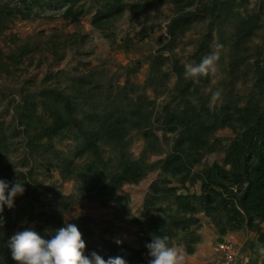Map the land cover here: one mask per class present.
<instances>
[{
    "label": "rangeland",
    "instance_id": "rangeland-1",
    "mask_svg": "<svg viewBox=\"0 0 264 264\" xmlns=\"http://www.w3.org/2000/svg\"><path fill=\"white\" fill-rule=\"evenodd\" d=\"M201 1L210 3L207 0L182 3V12L191 11L197 16L174 37L167 30L172 17L179 13L174 0H164L158 7L141 9L127 5L109 14L103 27L95 25L93 20L100 4L106 0L101 3L79 0L77 6L81 13L75 19L62 15L56 0H45L39 5L42 13L36 18L23 19L15 15L1 21L0 123L6 146L0 161V178L9 182L17 180L24 183L25 188L22 195L15 197L10 209L15 215L11 217V224L8 218L0 223L3 253L10 251L7 240L15 231L30 227L38 232L41 221L37 215L60 209L62 224L67 220L81 231L85 254L96 251L107 259L105 240L115 242L119 238L121 244L136 249L145 246L146 233L139 223L132 221L133 218H142L155 225L165 213L177 212L182 216L184 199L213 194L212 189L201 188L196 174H201L214 162L222 164L223 148L237 135L234 106L245 104L254 86L257 58L260 64H264V0H222L228 2L237 16L254 17L257 25L246 43L249 65L244 70L245 65L240 63L235 71L230 69L228 46L219 50L217 43L222 38L234 37L236 22L230 18L218 22L211 13L197 11ZM127 2L142 4L143 0ZM209 33L207 55L217 52L218 59L213 71L200 76L191 85L185 99L198 108L204 103L213 114L232 116L237 126L235 130L218 125L209 133L207 138L215 150L203 154L199 162L192 165L187 180L181 181L179 175L171 176L154 168L137 183H123L114 191L108 187L101 195L86 198L76 180L63 178L57 167L50 163L52 153L46 157L28 153L26 136L12 119L15 103L23 101L26 95L34 96L37 102V94L42 88L59 86L64 89L75 78L86 76L90 80L81 88L85 101L107 109L120 105L124 110H141L143 115L149 112L150 122L143 131L150 130L152 138L146 141L140 128L130 127L125 135L127 152L135 159L143 157L146 164L166 159L173 150L176 134L166 129L161 114L166 108L186 106L182 96L174 90L178 80L172 63L176 61L183 68L185 64H196L197 46ZM24 41L30 43V50L15 64V50ZM224 106L229 108L225 110ZM35 114L42 119L41 123L51 120L47 111L39 107ZM141 123L145 124V121ZM41 139L46 140L44 136ZM99 143L103 158L107 163H114L119 152L107 142ZM78 144L80 139L77 140L76 133H64L52 142L54 150L61 155H71ZM155 181L172 188V195L146 210L144 200L152 192L150 187ZM223 196L225 201H230L231 194L224 192ZM209 200L208 197L202 198V208L192 214L196 223L187 229H177L171 238V246L184 254V264H264V246L259 240L260 232L264 231V219L256 217L248 225L241 213H236L224 202L213 199L211 208L205 209V201ZM65 201L70 202L67 209L62 208ZM194 236H199V240L190 243ZM220 238L236 252V262H226L224 253L217 249ZM188 246H192L193 252H187Z\"/></svg>",
    "mask_w": 264,
    "mask_h": 264
},
{
    "label": "trees",
    "instance_id": "trees-1",
    "mask_svg": "<svg viewBox=\"0 0 264 264\" xmlns=\"http://www.w3.org/2000/svg\"><path fill=\"white\" fill-rule=\"evenodd\" d=\"M41 1L45 0H0V23L4 18H11L15 15L23 19L38 17L42 13V8L39 7ZM56 1L62 9L59 11L64 16H72L75 19L81 13L77 6L79 0ZM95 1L101 3V0ZM127 1L131 0H106L105 3H101L93 23L103 27L109 14L116 13L127 5L140 9L149 6L158 7L164 0H143L142 4H132L131 2L129 4ZM207 1L210 2L209 5L206 1H201L200 7L196 10L211 13L218 22L227 18L236 22L234 37L228 40L224 38L218 40L217 45H220L218 49L222 50L226 45L228 46L231 57L229 65L232 71H235L240 63L245 65L244 70L247 69L249 55L246 52V43L254 33V27H257L254 17L237 16L232 12L228 2ZM174 2H176V10L179 13L173 16L168 24L167 30L171 37H174L178 32L182 33L197 16L191 11L182 12L184 4H191L192 0H174ZM209 35L210 33L197 46L196 64L209 53V48L206 45ZM29 44L28 41H24L18 45L14 56L15 64L20 62L30 50ZM255 64L254 86L248 94L245 104L234 106V119L238 122V130H236L237 125L234 124L232 116L213 114L204 106V103L198 108L185 99L189 88L196 80L190 78L186 80L183 76V66L174 61L172 67L178 80L174 90L182 96L186 106L181 109L166 108L163 110L161 115L164 118L166 129L176 134L175 143L170 156L152 164L144 163L143 157L133 158L127 152L128 142L125 138L127 129L130 127H138L141 131L145 127L148 128L149 112L143 115L141 110L135 108L124 110L120 105H112L107 109V107L94 106L92 102L85 101L81 88L90 80L86 76L75 78L64 88L65 90L60 89L59 86L42 88L37 94L38 103L34 96L26 95L23 101L16 102L13 106L12 119L26 136L25 146L28 153L40 157H46L47 154L52 153L50 163L57 167L63 178L76 180L81 188L82 196L86 198L99 196L108 187L114 191L123 183H137L147 171L154 168H160L162 172L171 176L179 175L181 181H185L190 177L192 165L199 162L203 154L215 150L214 145L207 138L209 133L218 125L230 126L236 130L237 135L223 148L222 164L214 162L201 174L197 173L196 175L200 179L202 189H212L213 191L211 196L206 195L202 198L208 197L211 200L224 202L235 209L236 213H241L247 224L251 225L256 217L264 219V64H260L258 58ZM96 86L98 87V85ZM83 105L87 108L89 106V109ZM38 107L47 111L50 121L41 123L42 119L40 120L39 116L35 114ZM223 108L227 110L229 107L224 106ZM143 121L145 124L141 123ZM148 131L150 130L142 132L146 141H150L152 138ZM64 133H76L77 140L80 139V144L71 155H61L52 146L54 138ZM42 136L46 138L45 141H42ZM5 139V133L0 123V161L4 155ZM100 141L107 142L119 152L114 163H107L103 158ZM106 179H108V183H106ZM160 183L162 182L152 183L150 187L152 192L147 194L143 204L146 210L156 207V203L172 195V188H167ZM224 192L231 194L230 201H225V198H222ZM199 198L195 196L191 200L184 199L182 216H179L177 212L174 214L165 213V217L155 225L142 218H133L132 221L139 223L142 231L146 233L144 243L148 242L151 236L166 235L169 238L168 244L171 246V238L175 236L177 229H187L189 225L196 223L197 219L192 214L202 208V198L198 200ZM211 200L205 201V209L211 208ZM69 203L68 201L63 202L62 208L67 209ZM235 207H238L241 212ZM10 209L5 206L0 215L3 216V219L8 218L7 221L11 224V217L14 214L10 212ZM157 209L163 210L158 206ZM37 216L41 221L38 225V233L41 235L62 226L60 209L53 210L50 214L40 212ZM2 237L3 233L0 232V264H17L12 259L10 251L2 252ZM198 240L199 236H194L190 238V243H195ZM259 240L264 246V231L260 232ZM109 242L105 240V245L108 247L106 258L121 256L127 261V264H147L148 257L145 246L136 249L126 244L118 245L113 241ZM193 250L192 246H188V253Z\"/></svg>",
    "mask_w": 264,
    "mask_h": 264
},
{
    "label": "clouds",
    "instance_id": "clouds-1",
    "mask_svg": "<svg viewBox=\"0 0 264 264\" xmlns=\"http://www.w3.org/2000/svg\"><path fill=\"white\" fill-rule=\"evenodd\" d=\"M217 59L218 53L213 52L202 57L198 64H185V78L195 81L208 74L214 70ZM24 191V183L0 178V213H3L5 206L12 208L15 197L22 195ZM2 222L3 216L0 215V223ZM168 239L166 235L151 236L145 243L147 264H184V254L178 248L169 246ZM115 243L121 244L122 241L116 238ZM85 246L77 225L67 220L45 235L26 227L15 231L7 240L11 257L17 264H127L121 256H109L105 259L96 251L85 254Z\"/></svg>",
    "mask_w": 264,
    "mask_h": 264
},
{
    "label": "built area",
    "instance_id": "built-area-1",
    "mask_svg": "<svg viewBox=\"0 0 264 264\" xmlns=\"http://www.w3.org/2000/svg\"><path fill=\"white\" fill-rule=\"evenodd\" d=\"M219 251L224 253V258L226 262H236V252L232 250L231 245L224 242V241H218V248Z\"/></svg>",
    "mask_w": 264,
    "mask_h": 264
},
{
    "label": "water",
    "instance_id": "water-1",
    "mask_svg": "<svg viewBox=\"0 0 264 264\" xmlns=\"http://www.w3.org/2000/svg\"><path fill=\"white\" fill-rule=\"evenodd\" d=\"M219 241H222V239L220 238V240Z\"/></svg>",
    "mask_w": 264,
    "mask_h": 264
}]
</instances>
